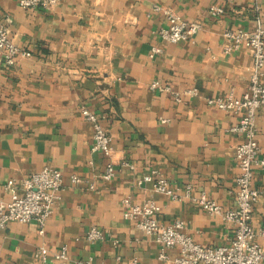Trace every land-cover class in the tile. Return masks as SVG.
<instances>
[{
    "label": "crops",
    "instance_id": "crops-1",
    "mask_svg": "<svg viewBox=\"0 0 264 264\" xmlns=\"http://www.w3.org/2000/svg\"><path fill=\"white\" fill-rule=\"evenodd\" d=\"M153 4L169 7L201 29L173 43L159 30L165 16ZM211 5L221 6L212 14ZM264 26V0H59L51 9L22 8L0 0V26L27 50L14 65L0 63V200L10 199L5 183L22 180L46 165L61 170L63 186L53 211L37 221H12L0 230V264H174L177 249L159 258L152 236L125 217L124 199L153 198L163 223L181 219L185 231L205 245L229 244L234 225L185 197L205 195L224 209L234 208L237 145L234 130L241 112L207 102L248 87L253 56L242 47L225 53L226 28ZM162 51L150 56L152 48ZM154 80L174 90L198 93L177 101L152 90ZM264 81V78H263ZM86 106L112 136L114 175L105 180L107 158L92 149ZM259 155L264 156V111L256 118ZM168 179L176 198L159 192L144 174ZM253 185L264 189V169L255 166ZM80 180L75 182L72 177ZM93 184V186H91ZM256 240L264 229V199L252 210ZM96 226L104 239L90 241ZM44 246L47 260L35 259ZM66 246L67 258L53 259ZM260 264H264V259Z\"/></svg>",
    "mask_w": 264,
    "mask_h": 264
},
{
    "label": "built area",
    "instance_id": "built-area-1",
    "mask_svg": "<svg viewBox=\"0 0 264 264\" xmlns=\"http://www.w3.org/2000/svg\"><path fill=\"white\" fill-rule=\"evenodd\" d=\"M59 0H18L22 8L51 9ZM154 12H161L167 25L159 30L160 35L167 41L177 43L192 39L201 29V23L183 19L173 9L159 4H153ZM209 11L212 14H221L224 9L221 6L211 5ZM222 49L228 53L242 47L247 48L253 56L252 73L247 89L236 96L229 91L224 96L208 98L210 105L223 110L241 112L238 122L233 129L243 135L242 141L237 145L235 161L239 168L236 178L234 208L224 209L215 200L205 195L193 196L191 185L186 186L185 197L199 203L207 212L217 214L224 220L234 225V236L229 244L205 246L195 241L186 233L185 223L177 219L172 223H163L157 217L160 205L153 199L147 198L140 203H132L125 198V217L133 220L138 228L153 237L159 245V258L167 259L166 249H177L173 257L174 264H260L264 259V248L256 240L257 232L251 223L252 210L259 198L264 199V189L253 185V169L259 166L264 169V156L259 155L257 143L256 118L259 110L264 111V26L260 21L253 29L226 28L222 33ZM162 51L160 46H154L150 56ZM27 50L17 45L11 36L7 26H0V63L8 66L14 65L20 56H26ZM150 87L152 90L170 93L175 100L181 101L185 97L198 93L196 87L181 91L174 90L170 85L154 80ZM81 114L92 127V149L101 152L107 158L106 169L102 174L103 179L109 180L114 175V164L111 161L113 150L112 136L105 128L96 113L86 106H82ZM77 182V175L72 177ZM151 182L156 190L176 198L177 193L172 189L167 178L153 173L142 176L139 183ZM63 175L61 170L54 166L46 165L40 170L24 178L18 186L13 178L5 183V189L10 192L8 201L0 200V230L9 222L37 221L41 226L53 211L61 188ZM93 186V184H91ZM264 242V229L259 232ZM90 241L104 239L105 233L92 226L86 234ZM48 250L41 246L35 252V259L41 262L47 260ZM67 258L66 246L62 251L54 254L53 259ZM132 264H138L134 259Z\"/></svg>",
    "mask_w": 264,
    "mask_h": 264
}]
</instances>
